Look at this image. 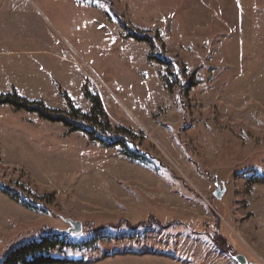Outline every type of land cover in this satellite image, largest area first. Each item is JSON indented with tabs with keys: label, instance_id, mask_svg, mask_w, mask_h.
<instances>
[{
	"label": "rangeland",
	"instance_id": "obj_1",
	"mask_svg": "<svg viewBox=\"0 0 264 264\" xmlns=\"http://www.w3.org/2000/svg\"><path fill=\"white\" fill-rule=\"evenodd\" d=\"M0 97L127 143L0 106V187L48 211L0 190V264L64 219L88 264H264V0H0Z\"/></svg>",
	"mask_w": 264,
	"mask_h": 264
},
{
	"label": "trees",
	"instance_id": "obj_2",
	"mask_svg": "<svg viewBox=\"0 0 264 264\" xmlns=\"http://www.w3.org/2000/svg\"><path fill=\"white\" fill-rule=\"evenodd\" d=\"M125 32H127L129 38L135 40L138 43L149 45L151 49L156 50V39L154 40L149 36L129 33L127 29H125ZM156 62L164 66H168L167 64H170L160 57L156 59ZM4 105L12 106L18 111H26L28 113L37 114L42 120L53 124H62L65 127L69 128L72 132L86 133L90 137H92L93 140L104 143L108 148H114L116 146H127L125 139L109 138V140L106 141L103 139L104 133L102 131H99L95 127L89 126L85 121H73L65 115L51 113L40 105L19 102L10 98L0 97V106ZM126 155L130 160L138 161L143 164H147L149 161L148 157L141 155V153H138L137 151L131 153L126 152ZM0 190L5 196L21 204L27 209L40 211L42 213L48 212L46 208L38 207L27 199H23L17 191H13L7 187H0ZM153 219H150L147 222H150ZM141 225L142 223H139L135 225L134 228H131V230H136ZM68 238L69 236L66 234L56 232L51 233L47 236L42 237L40 240H35L13 250L10 254H8V256L5 257L4 261L1 264H88L89 262H86L83 259L76 260L72 257L66 258L55 254L62 253L65 249H71L73 251H79L81 253L97 252V247L92 248V245L90 246V242L88 241H78L74 243V241L69 240ZM127 252V254H132L129 253L130 251ZM106 254L107 253H104L103 255L105 256ZM107 256L110 257L111 255L108 254Z\"/></svg>",
	"mask_w": 264,
	"mask_h": 264
},
{
	"label": "water",
	"instance_id": "obj_3",
	"mask_svg": "<svg viewBox=\"0 0 264 264\" xmlns=\"http://www.w3.org/2000/svg\"><path fill=\"white\" fill-rule=\"evenodd\" d=\"M215 187L217 188V190L214 193V197L217 200H221L225 195L226 189L224 187V191H221L222 185L219 184L218 180L215 183ZM63 221L69 226V229L65 231L56 230V233H62L66 235H81L83 233L84 226L82 222H78L74 220H65V219ZM232 259L236 264H256V263H250L247 260V258L242 255L233 256Z\"/></svg>",
	"mask_w": 264,
	"mask_h": 264
}]
</instances>
